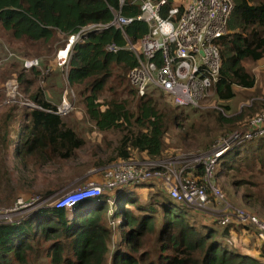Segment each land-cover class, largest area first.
<instances>
[{"label": "trees", "instance_id": "trees-1", "mask_svg": "<svg viewBox=\"0 0 264 264\" xmlns=\"http://www.w3.org/2000/svg\"><path fill=\"white\" fill-rule=\"evenodd\" d=\"M130 1L123 4L122 13L136 17L139 7ZM110 7L118 8V0H0V29L21 45L23 56L35 54L27 48H43L44 53L51 43L64 46L67 36L80 27L108 22L112 17ZM147 30L145 22L134 19L124 28L126 37L114 27L90 31L70 50L66 83L75 88L84 117L99 132L118 134L108 163L132 159L134 153L142 159L163 158L165 135L172 129L180 143L204 144L208 148L214 142L208 140L212 133L250 128V119L264 110V91L245 63L264 58V0H234L227 34L218 40L220 74L211 88L218 101L234 98L237 87L249 89V97L259 99L246 108L251 118L243 117L246 110L227 117L218 108L200 110L176 105L158 90L138 96L127 78L136 58L126 46L128 40L136 42ZM59 34L63 39L58 38ZM109 43L120 49L107 51ZM23 59L22 71H32L35 76L41 73L42 61L27 69ZM53 65L54 59L47 64ZM22 74L15 76L19 89ZM103 91L110 96L101 101ZM30 98L41 108H26L24 113V128L29 131L22 144L28 146L24 153L33 154L39 149L42 160L71 157L85 141L70 126V112L58 115L50 111L56 104L42 88ZM75 100L74 95V104ZM7 105L18 107L17 103ZM218 106L224 112L229 110L227 104ZM198 111L196 119L190 118ZM203 133L206 137L199 139ZM5 141L10 144L7 136L2 137ZM217 163L220 166L215 177L222 170L231 187L244 189L242 202L264 218V133L230 149ZM137 188H148L145 198H140ZM49 193L47 190L42 195ZM111 197L108 191L80 200L71 209L43 207L19 222L0 223V264H104L107 258L109 264H264V242L257 238L256 228L251 225L258 254L249 248L252 240L249 242L247 236L238 238V228H243L241 235L247 234L249 223L234 220L236 230L229 222L219 224L223 229L218 232L216 222H197L188 217L189 211L180 207L183 204L172 199L157 182L121 188L110 216L120 218L114 230L107 222ZM11 200L12 196L5 194L0 205ZM113 231L117 238L111 251L108 240ZM153 233V245L148 248ZM241 242L244 247L239 245Z\"/></svg>", "mask_w": 264, "mask_h": 264}, {"label": "built area", "instance_id": "built-area-1", "mask_svg": "<svg viewBox=\"0 0 264 264\" xmlns=\"http://www.w3.org/2000/svg\"><path fill=\"white\" fill-rule=\"evenodd\" d=\"M126 1L118 0V8L110 7L112 17L108 22L90 23L68 35L64 46L55 53V67H64L67 71L72 46L88 32L114 27L125 35V26L138 19L146 23L148 30L136 41L138 47L131 40L127 41L126 46L136 58V64L127 72V78L137 95L144 96L158 90L169 96L176 105L199 109L206 107L205 101L220 74L221 45L218 40L227 34L234 0H131L130 3H136L139 7L136 17L122 13ZM106 49L116 52L120 46L109 43ZM38 65L37 57L23 59V66L27 69ZM45 69L51 71L52 68ZM70 91V97L62 95L56 108L50 111L58 115L71 112L74 92L72 89ZM4 96L5 104L18 103L41 108L32 101L22 102L15 77L4 82ZM249 125L247 130L219 135L210 150L202 154L110 162L96 170L100 172L99 179H87L56 197L52 206L71 209L80 200L108 191L114 193L109 200L112 204L121 188L154 181L175 201L191 210L205 211L212 200L225 202L222 190L213 182L216 163L241 142L264 133V110L252 117ZM196 171L199 172L196 174ZM37 202V196L19 197L9 206H0V223L19 222L24 212ZM231 219L252 225L256 228L259 241L264 242V218L242 208H233L218 222L225 225Z\"/></svg>", "mask_w": 264, "mask_h": 264}, {"label": "rangeland", "instance_id": "rangeland-1", "mask_svg": "<svg viewBox=\"0 0 264 264\" xmlns=\"http://www.w3.org/2000/svg\"><path fill=\"white\" fill-rule=\"evenodd\" d=\"M58 38L63 39V36L59 34ZM61 41H59V43H61ZM138 45L139 43L136 42L137 47ZM20 47L21 45L19 46L7 33H4L0 29V198L5 194H10L12 196L10 203L1 204L0 206H9L19 197L27 198L30 196H37V204L24 212L22 215L24 218L29 217L40 208L51 207L52 202L56 197L82 184L89 175L90 170L95 168L99 170L100 168H103L109 162L108 157L111 155L112 149L117 143L118 134L113 131L99 132L96 128H94L92 123L88 122L84 117L83 106L78 101L75 88L69 87L66 83V68H57L55 65L47 66V64L53 62L55 53L61 46H57L56 43H51L49 48L45 49L44 53L43 48L40 50L38 47L27 48L30 53L35 54H28L25 56L22 55V49ZM26 56L37 57L43 62V66L41 68L42 71L38 76H35L32 71H22L21 61ZM254 64L255 63L249 62L245 63L248 71L251 69L250 66H253ZM259 65L260 64L257 63L255 64L257 67ZM45 66L51 67V71H46L45 68L43 69ZM258 69L264 73V67H258ZM22 72V80H20L19 89L22 95V102H33L30 95L40 88L44 90L46 97L56 105L59 103L58 98L61 94L70 97V89H72L75 93V104L73 110L67 115V119L69 120L70 126L81 137H83L85 143L82 147L76 149L71 157L67 159L58 158L53 160H42L40 158V154L42 153L39 149L36 150V153L33 152V154L24 153L23 150L27 149L28 146L23 147L22 144L29 137V131L24 128V125H26L24 113H26V108H31V106L17 103L18 107H15L14 109L13 107H9L10 105L3 103L5 97L4 82L10 77H17V75ZM262 72L257 73L258 79H264V74ZM65 86H68L69 88ZM236 92L237 94L235 97L229 101H218L213 93H211L205 101L204 105H206V107L200 108V110L218 108L217 110L223 113V115L231 117L242 113L246 110V108L252 105L253 101L259 100L257 97H249V89L241 90V88L237 87ZM71 95H73V93H71ZM74 95L72 97H74ZM109 96V92L103 91L100 95V100L102 101L104 98H109ZM262 97L264 99V96ZM219 104H227L229 106L228 112H224L223 109L218 106ZM199 112L200 111L195 113L196 115H192L190 118L196 119ZM249 115H251L249 117L251 118L252 114H249L248 109L244 112L243 117H247ZM237 124L238 123H236V125ZM172 131L173 129L169 130L165 135L166 148L163 156L166 158H171V156L174 157L181 154H184L185 156L202 154L210 150L212 144L214 143L212 142L210 144L211 146L208 148H206L204 144L193 143L192 145H187L186 143H180L175 133ZM222 132L217 131L212 133V135L208 137V140L215 141V139L219 137L218 134ZM204 135L205 134L203 133L199 139H202V136ZM3 136H7L8 140H10V144H7L6 141L5 143L2 142ZM18 151L19 153H17ZM135 155L136 153H134V158L132 159L142 160V158H137ZM96 162L100 163L96 165ZM219 166L220 164L216 163L213 182L222 190L225 202L218 203L212 200L209 203L208 209L197 212L196 210H191L184 205H180L182 209L189 211L187 216L197 222H216L215 227L218 232L223 229L219 226L218 219L233 208H242L263 217L259 215L255 209L242 202L241 195L244 189L241 187H231L222 170H220L215 177V173L218 171ZM47 190H50L51 193L47 196H43L42 194ZM113 195L114 193L111 192V196ZM140 195L142 196V194ZM108 205V213L110 217L116 205L115 203H108ZM70 216L71 215H69V217ZM23 218H21V220ZM119 220L120 218L116 216L113 218L110 217L107 222L114 230L118 225ZM229 226L233 229L235 228L234 219L233 221L231 219ZM250 226L249 228L248 226L245 227L246 229L248 228V233H250V235L248 233L241 235V233H243L241 231L243 228L240 230L238 228V238L247 236L249 242L254 239L253 242L256 243L254 238L255 235L252 233L253 228ZM116 238L117 232L113 231L110 239L108 240L109 249H111V251L113 242ZM154 238V233L148 238V248H151L153 245L152 241ZM239 245L241 246L242 242L239 243ZM244 246L245 245H242L241 247ZM250 247L252 250H256L255 247H257V244L254 247L249 243V248ZM106 261L107 262L104 264H109L108 258Z\"/></svg>", "mask_w": 264, "mask_h": 264}, {"label": "crops", "instance_id": "crops-1", "mask_svg": "<svg viewBox=\"0 0 264 264\" xmlns=\"http://www.w3.org/2000/svg\"><path fill=\"white\" fill-rule=\"evenodd\" d=\"M256 63L257 64H260L258 67H260V68L261 67H264V58H262L261 60L255 62V64ZM255 64L253 66H250L251 67L250 71L254 72V74L256 76V79L258 80V85L259 86H262L263 87V91H264V83H263V80H261L262 79L261 77H260L261 79H258V77H257V73H260L262 71H259L258 67L255 66ZM96 170H97L96 168L93 169V170H90L89 171V175L87 176L86 179H95V180L99 179L101 175H100V172L99 171H96ZM137 191H138L139 195L142 194L143 197L140 195V198L142 199V198H145L146 197V195H147V193H148L149 190H148V188H137ZM109 200H110V198H109ZM208 219H209V217H208ZM251 243H252L253 246H255V243L253 241H251ZM254 252L258 254V250H254Z\"/></svg>", "mask_w": 264, "mask_h": 264}]
</instances>
